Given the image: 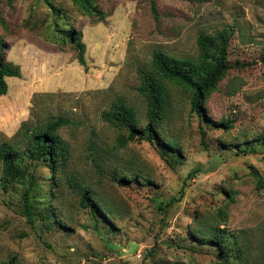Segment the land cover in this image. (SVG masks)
I'll use <instances>...</instances> for the list:
<instances>
[{
	"label": "rangeland",
	"instance_id": "obj_1",
	"mask_svg": "<svg viewBox=\"0 0 264 264\" xmlns=\"http://www.w3.org/2000/svg\"><path fill=\"white\" fill-rule=\"evenodd\" d=\"M92 1L103 19L73 0H0V56L20 66L0 95V144L28 173L6 178L0 162V264H264V0ZM73 28L86 68L60 43ZM223 28L232 67L204 110L168 82L157 138L124 141L110 110L123 102L146 124L137 86L153 52L195 59L197 36ZM57 118L67 149L52 172L25 154L26 132ZM217 222L225 259L197 230Z\"/></svg>",
	"mask_w": 264,
	"mask_h": 264
},
{
	"label": "trees",
	"instance_id": "obj_2",
	"mask_svg": "<svg viewBox=\"0 0 264 264\" xmlns=\"http://www.w3.org/2000/svg\"><path fill=\"white\" fill-rule=\"evenodd\" d=\"M75 4L88 13H96L99 19L106 15L98 9L92 0H73ZM61 33L60 43L64 47L69 42L76 51L78 62L86 68L84 57L85 44L82 41L81 32L76 29H59ZM229 33L223 28L213 34L200 33L197 36L199 48L197 58L177 57L156 50L152 54V69L141 70V82L137 91L147 101V122L141 128L138 126L137 117L133 109L123 102L115 104L110 110V123L117 127H124L128 131L126 140H153L157 138L156 126L163 120L169 107V88L167 83L174 82L187 88L190 95V108L200 112L204 110V101L209 93L216 87L228 69L232 67L228 55ZM4 43L0 39V53ZM20 75V66L3 59L0 56V95L7 91V77ZM63 121L59 118L49 120L45 126L37 125L28 129L26 136L29 143L25 149L32 159H41L50 166L51 171L54 165L59 163V158L66 151L67 146L60 140L56 130ZM227 125V124H225ZM202 135L205 132L202 130ZM170 145V144H169ZM170 146L163 147L166 152ZM0 162L2 174L6 178L26 179L28 173L22 165L20 155L14 152L12 145L0 144ZM194 171V170H191ZM257 175V171L253 170ZM229 195V194H228ZM233 199L232 196H230ZM81 204L94 206L95 200L91 197L90 190L84 189L80 196ZM48 207V206H47ZM34 204L31 200L29 189L24 190V211L29 220L33 216ZM220 222L198 227V231L207 235L208 242L215 244L221 250L220 257L225 259L228 256V244L226 243L225 231L219 227ZM204 235V234H202Z\"/></svg>",
	"mask_w": 264,
	"mask_h": 264
}]
</instances>
